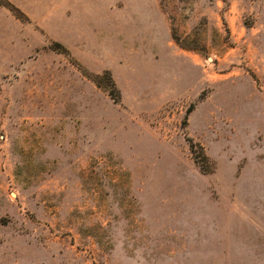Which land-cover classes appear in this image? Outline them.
Segmentation results:
<instances>
[{
    "label": "rangeland",
    "instance_id": "374dc122",
    "mask_svg": "<svg viewBox=\"0 0 264 264\" xmlns=\"http://www.w3.org/2000/svg\"><path fill=\"white\" fill-rule=\"evenodd\" d=\"M0 264H264V0H0Z\"/></svg>",
    "mask_w": 264,
    "mask_h": 264
},
{
    "label": "trees",
    "instance_id": "16d2710c",
    "mask_svg": "<svg viewBox=\"0 0 264 264\" xmlns=\"http://www.w3.org/2000/svg\"><path fill=\"white\" fill-rule=\"evenodd\" d=\"M102 80V76H97L94 78V82L99 86L100 82ZM190 142V148L192 151V154L195 156V161L196 163L200 166V168L205 172V173H210L211 169L209 166V158L207 157L204 148L194 142L193 140H189Z\"/></svg>",
    "mask_w": 264,
    "mask_h": 264
}]
</instances>
